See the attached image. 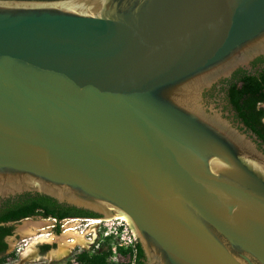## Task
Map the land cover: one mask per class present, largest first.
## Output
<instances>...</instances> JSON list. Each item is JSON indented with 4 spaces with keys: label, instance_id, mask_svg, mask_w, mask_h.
Wrapping results in <instances>:
<instances>
[{
    "label": "water",
    "instance_id": "95a60500",
    "mask_svg": "<svg viewBox=\"0 0 264 264\" xmlns=\"http://www.w3.org/2000/svg\"><path fill=\"white\" fill-rule=\"evenodd\" d=\"M259 56L264 0H0V197L122 215L147 264H264V149L204 96Z\"/></svg>",
    "mask_w": 264,
    "mask_h": 264
},
{
    "label": "trees",
    "instance_id": "16d2710c",
    "mask_svg": "<svg viewBox=\"0 0 264 264\" xmlns=\"http://www.w3.org/2000/svg\"><path fill=\"white\" fill-rule=\"evenodd\" d=\"M225 86L227 99L235 111L236 118L264 143V107L260 106V104H264V66L251 72L243 69L237 70L226 81ZM53 205L61 206L50 196L39 193L34 196L28 194L26 197L16 200L15 203L9 201L0 208V223L10 220L19 221L36 215L43 217L54 215L58 220L66 216L77 215L88 216L86 218L97 217L90 212L76 211L75 208L73 211L58 214L55 213ZM12 232V226L0 225V253L5 247L3 237ZM105 243L97 253L84 252L77 255L78 264H109L108 260L112 250L107 241ZM49 248V245H44L45 250ZM145 258V252L139 242L133 264H147Z\"/></svg>",
    "mask_w": 264,
    "mask_h": 264
},
{
    "label": "rangeland",
    "instance_id": "374dc122",
    "mask_svg": "<svg viewBox=\"0 0 264 264\" xmlns=\"http://www.w3.org/2000/svg\"><path fill=\"white\" fill-rule=\"evenodd\" d=\"M31 221L40 222V226L37 225L36 229L34 230V233H22L19 228L21 225L24 224V222H22L21 224H17L14 231L15 235L12 239H10V249L12 253L11 255H6L5 257H3L2 261H0V264H78L76 260L77 255H80L84 252L97 253V251H99L103 247V245L106 244L104 241H101V239H98L94 243L96 239L95 238L93 243H91L87 247L77 245L67 255L61 257H51V254L58 250L61 244L63 243V236H66V240H70L71 238H73V236L66 232V224L64 226L65 232L64 230L59 232L51 231L52 228L50 227V223L52 222H41V220ZM70 225L76 227V230L78 231H88L86 233V237L89 239H91L95 234V231H91V228L95 227L91 224L89 225L85 219L75 220L74 222H70L67 224V226ZM41 228H45L46 231H44V233L46 234V237L35 244L36 252L39 250V246L41 244L48 243L50 245V248L43 256H37L35 257V259L31 260H22L20 255L21 251H23V249L26 247L29 241L35 237V235L37 236L38 234H42ZM16 234L21 235L17 240L14 239L16 237ZM108 261L109 264H132L134 262V255L125 250H118L117 252L112 251Z\"/></svg>",
    "mask_w": 264,
    "mask_h": 264
},
{
    "label": "flooded vegetation",
    "instance_id": "af4514ba",
    "mask_svg": "<svg viewBox=\"0 0 264 264\" xmlns=\"http://www.w3.org/2000/svg\"><path fill=\"white\" fill-rule=\"evenodd\" d=\"M262 66H264V56H259V57H257L255 60H253L251 62L250 68H239V69H243V70H245L247 72H251V71H253L255 69H258V68H260ZM233 74H232V76H233ZM230 78L221 80L219 82L218 86L215 85L212 89H210L209 91L205 92L204 96H205L206 100L208 101V103H213L214 102V103L218 104L219 107H222L223 111L228 112V117L231 119V121L234 124L238 125V124H241L242 122L239 121L236 118L235 111H234L233 107L230 105V103H229V101L227 99V96H226V92H225L226 81L228 79H230ZM260 106L264 107V104H260ZM240 128L244 129L241 126H240ZM244 130L247 131V132L251 131L248 128H246ZM257 138H258V136H257ZM259 140L260 139L258 138L259 145L261 147H263V149H264V143L262 141H259ZM28 194L34 196V195H37L38 193H35V192H24V193L17 194V195H14V196H10V197H7V198H1L0 197V208L4 207L5 203H7L9 201L11 203H15L16 200L18 201L19 199H21L23 197H26ZM57 203H58V205H61V206L53 205L52 207L55 209V213H58V214L63 213V212L73 211L74 210L73 208H75L76 211H85V212L93 213L94 215H97V216H101V214L96 213V212L91 211V210H88V209L77 208L75 206H71V205H68V204L59 203L58 201H57ZM86 217H88V216H80V215H77V216H66V217L62 218L61 220H58L57 217L54 216V215L53 216H48V217H43V216H40V215H36V216H33L32 219H30V220H41V222H44V221L45 222H52V223H50V227L52 228L51 231H59V232L62 231V230H64V232H65L64 226L66 224V232H67V224L72 222V221L74 222L75 220H70L67 223H63L62 222L63 220L71 219V218H86ZM24 219H26V218H24ZM54 219H56V221ZM24 221L25 220L21 219L19 221H11L10 220V221H6V222L0 223V225L12 226L13 227V232L11 234H7V235H5L3 237V244L5 245V247L3 249V252L0 253V259L5 257L6 255H11L12 251L10 249V239H12L14 237V235H15L14 231H15V228H16L17 224H21ZM43 229H45V228H43ZM30 233H32V232H30ZM41 233L43 234L44 231H42ZM20 236L21 235L16 234V237L14 239L17 240ZM44 245H49V244L46 243V244H41L39 246V250L36 252L38 257L45 255V253L47 252V250L44 249ZM145 261H146V258H145ZM146 263H147V261H146Z\"/></svg>",
    "mask_w": 264,
    "mask_h": 264
},
{
    "label": "built area",
    "instance_id": "2783aa9c",
    "mask_svg": "<svg viewBox=\"0 0 264 264\" xmlns=\"http://www.w3.org/2000/svg\"><path fill=\"white\" fill-rule=\"evenodd\" d=\"M85 219L88 224L95 226L97 237L94 243L101 239L107 241L108 246L113 252L125 250L134 255L137 253L139 240L131 227L129 221L120 216L115 215L109 218L90 217V218H71L62 222L67 223L69 220ZM56 221V219H54Z\"/></svg>",
    "mask_w": 264,
    "mask_h": 264
},
{
    "label": "bare ground",
    "instance_id": "6f19581e",
    "mask_svg": "<svg viewBox=\"0 0 264 264\" xmlns=\"http://www.w3.org/2000/svg\"><path fill=\"white\" fill-rule=\"evenodd\" d=\"M120 216H122V215H120ZM122 217H124V216H122ZM124 218H126V217H124ZM29 219H31V218H29ZM29 219H26L24 221V224L20 226L19 230L22 233H30V232L34 233V230L36 229L37 225L40 224V222L31 221ZM92 226H94V225H92ZM42 231H46V230L42 229ZM91 231H95V228H91ZM67 232H68V234L72 235L73 238H71L70 240H66L65 239L66 236L65 237L63 236V238H62L63 243L61 244V246L59 247L58 250H56L55 252H53L51 254V257H61L64 255H67L77 245L87 247L91 243H93L94 239L97 236V232L95 231V234L93 235V237L91 239H89L86 237V233L88 231H85V232L84 231L83 232L78 231V230H76V227L71 226V225L67 226ZM45 237H46L45 233L40 234V236H39V234L37 236L35 235V237L30 240V242L23 249V251H21V259L22 260L35 259V257H37L35 244L38 241L44 239Z\"/></svg>",
    "mask_w": 264,
    "mask_h": 264
}]
</instances>
